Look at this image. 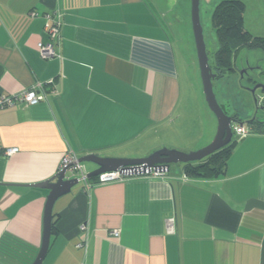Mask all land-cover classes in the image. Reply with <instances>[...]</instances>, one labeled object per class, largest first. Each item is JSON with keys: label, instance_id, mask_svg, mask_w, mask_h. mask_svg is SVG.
<instances>
[{"label": "crops", "instance_id": "1", "mask_svg": "<svg viewBox=\"0 0 264 264\" xmlns=\"http://www.w3.org/2000/svg\"><path fill=\"white\" fill-rule=\"evenodd\" d=\"M175 1L0 0V95L44 83L38 104L0 109V264L36 259L49 190L34 185L56 181L67 151L143 158L213 140L195 48L186 24L176 27ZM47 15L50 25L61 21L50 59L38 50L52 42ZM260 130L238 141L218 177L184 181L177 164L161 176L79 181L54 204L42 264H264ZM11 148L18 150L6 155Z\"/></svg>", "mask_w": 264, "mask_h": 264}, {"label": "water", "instance_id": "2", "mask_svg": "<svg viewBox=\"0 0 264 264\" xmlns=\"http://www.w3.org/2000/svg\"><path fill=\"white\" fill-rule=\"evenodd\" d=\"M191 13L205 100L218 121L217 133L214 139L207 146L189 153L175 149L162 148L143 158L101 157L96 154L85 155L79 158L80 162H92L97 165V169L89 172L88 178H92L106 172H119L123 175H141L151 173L152 171L166 173L174 164H185L200 161L231 143L234 135L233 124L236 121L232 116L228 115L219 104L214 91L213 81L216 79L217 74L213 71L207 51L200 19V0H192ZM258 88H262L264 90V85L257 84L252 90L255 103H257L258 100V97L255 95ZM253 120H259V118L256 117L253 118ZM67 171V168L62 169L57 174L56 181L49 180L34 185L35 187L49 190V195L45 209L43 241L40 251L32 264H42L49 250L53 227V207L56 200L69 193L72 187L79 182L78 178L69 179L66 175Z\"/></svg>", "mask_w": 264, "mask_h": 264}, {"label": "rangeland", "instance_id": "3", "mask_svg": "<svg viewBox=\"0 0 264 264\" xmlns=\"http://www.w3.org/2000/svg\"><path fill=\"white\" fill-rule=\"evenodd\" d=\"M220 1L222 0H200V19L211 64H213V55L219 48L216 32L212 26V13L215 6ZM242 1L246 4V11L244 14L245 27L255 36H264V0ZM166 2H168V0H166ZM174 5V12L172 14L177 15V19L175 20L176 27L181 28V23H183L182 27L186 24V29L190 33V37L192 39V46L195 48L197 60L198 58L191 13L192 0H177ZM235 63L237 65V72L227 74L225 78H222L221 80L215 79L213 81L217 100L225 112L230 116L238 114V116L244 121L256 117L259 118L262 114H264V109L256 105L252 90L257 84L264 85V49L249 46L242 47L236 54ZM197 65L199 68L198 60ZM257 66H259L260 69H257ZM250 77H253L255 80H249ZM200 81L201 88L203 89L201 73ZM255 95L257 97L264 96L263 89L258 88ZM207 108L211 111L208 104ZM210 115L212 119L211 122L208 123L206 119L203 122L204 128H206L205 132L208 127H210L216 130V135L218 121L212 111L210 112ZM233 127H235V124H233ZM233 138H236L235 135H233ZM84 164L87 170L93 166L95 167V164L92 162H85ZM68 175H72V173L69 172Z\"/></svg>", "mask_w": 264, "mask_h": 264}, {"label": "trees", "instance_id": "4", "mask_svg": "<svg viewBox=\"0 0 264 264\" xmlns=\"http://www.w3.org/2000/svg\"><path fill=\"white\" fill-rule=\"evenodd\" d=\"M246 4L242 0H222L214 8L212 13V26L215 29L219 48L213 55V71L217 74L216 80L224 78L227 74L237 71L235 58L237 52L245 46L264 49V36L253 35L244 25ZM252 81V80H251ZM235 123H245L238 115L232 116ZM250 132L259 131L264 122L249 119L246 121ZM239 139L232 138L230 144L216 151L208 157L185 163L184 174L190 178H214L224 171L227 160L237 145ZM98 179V176L92 177Z\"/></svg>", "mask_w": 264, "mask_h": 264}, {"label": "built area", "instance_id": "5", "mask_svg": "<svg viewBox=\"0 0 264 264\" xmlns=\"http://www.w3.org/2000/svg\"><path fill=\"white\" fill-rule=\"evenodd\" d=\"M32 16L35 15V13L31 14ZM51 19L50 15L46 16V23H45V29L50 33L51 41L50 43H42L40 42L38 44V50L43 58L50 59L57 56V52L54 47V41L60 34V28H61V21L56 19L54 20L53 25H50L49 21ZM44 83L37 82L35 85H33L29 89H24L20 93L16 94H8V95H0V109H5L9 107L15 106L18 102H23L28 105H36L38 104L42 96L39 94V91L43 89ZM257 105L262 106L264 105V96H258ZM250 132L249 127H246L244 123L238 124L235 123L234 127V135L235 137L240 140L244 137H246ZM18 149L11 148L7 149L5 152L6 155H12L17 152ZM61 170L64 168H67V172H71L73 176L78 178L79 181H85L87 182L89 180L88 174L89 171L86 169V166L83 162H80L79 156L73 152V151H67L62 159L61 162ZM151 174H154L155 176H161L164 174V172L160 171H152ZM123 177V174H120L119 172H106L98 175L99 183H107L111 181H115ZM184 181H189L190 178H188L186 175L183 176ZM169 230L171 233H176V217L173 216L169 220ZM82 229H85V226H82ZM114 236L118 237L119 232L113 231Z\"/></svg>", "mask_w": 264, "mask_h": 264}, {"label": "flooded vegetation", "instance_id": "6", "mask_svg": "<svg viewBox=\"0 0 264 264\" xmlns=\"http://www.w3.org/2000/svg\"><path fill=\"white\" fill-rule=\"evenodd\" d=\"M249 80H252L254 81L255 79L253 77H250ZM235 124V123H234ZM234 128V127H233ZM148 174H151V173H148ZM148 174H141V175H148Z\"/></svg>", "mask_w": 264, "mask_h": 264}]
</instances>
